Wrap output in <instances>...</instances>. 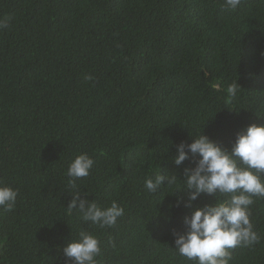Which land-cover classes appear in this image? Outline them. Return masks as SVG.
Instances as JSON below:
<instances>
[{"label":"trees","instance_id":"16d2710c","mask_svg":"<svg viewBox=\"0 0 264 264\" xmlns=\"http://www.w3.org/2000/svg\"><path fill=\"white\" fill-rule=\"evenodd\" d=\"M224 4L0 0V18L11 17L0 30V182L19 189L14 211H0V264H72L62 249L81 229L100 239L101 264H192L172 236L191 215L176 206L187 193H148L144 180L183 178L189 162L172 158L189 133L230 149L264 123V0ZM80 153L95 164L75 191L122 206L114 228L66 214ZM253 199L261 241L232 250L231 264H264V199ZM214 202L201 195L193 207Z\"/></svg>","mask_w":264,"mask_h":264},{"label":"clouds","instance_id":"9594fccd","mask_svg":"<svg viewBox=\"0 0 264 264\" xmlns=\"http://www.w3.org/2000/svg\"><path fill=\"white\" fill-rule=\"evenodd\" d=\"M242 2L225 0L224 6L234 11ZM10 20L11 17L0 18V30L8 28ZM213 88L220 90L218 84ZM240 88L236 81L229 84L228 99L236 97ZM189 135L192 142L176 145V155L172 158L177 167L189 162L183 169V178L159 172L145 178L144 188L152 194L161 189L163 192L168 189L171 194L187 193L186 201L178 196L176 206L183 204L192 209L191 215L184 217L183 231L172 229L174 250L179 256L192 264H231L232 250L250 248L261 241L251 221V206L253 198L264 199V123H251L238 131L230 149L201 132ZM94 164L87 153H80L69 163L66 175L74 191L65 208L66 214L71 216L76 212L84 223L90 222L101 229L114 228L124 214L122 206L113 201L105 207L95 199L81 198V192L75 191L76 181L89 176ZM201 195L213 197L215 202L193 207ZM18 196V188L0 182V211H14ZM62 251L72 264H101L98 258L103 256L100 239L83 229L72 236Z\"/></svg>","mask_w":264,"mask_h":264}]
</instances>
